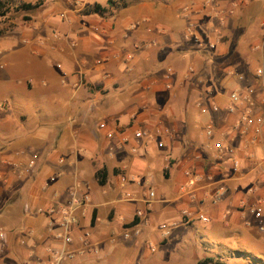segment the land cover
Wrapping results in <instances>:
<instances>
[{"label": "crops", "instance_id": "crops-1", "mask_svg": "<svg viewBox=\"0 0 264 264\" xmlns=\"http://www.w3.org/2000/svg\"><path fill=\"white\" fill-rule=\"evenodd\" d=\"M42 1L0 35V264H53L63 243L52 210L75 195L89 201L68 248L90 247L61 264L169 260V237L182 242L199 213L219 244L264 256V241L246 238L264 234L242 212L264 197V138L234 132L242 107L228 110L231 92L254 88V114L264 113V0ZM94 4L105 10L84 13ZM209 125L232 132L234 155L213 148ZM138 129L148 135L136 139ZM35 154V172L19 175ZM219 183L227 191L215 202ZM166 222L176 223L169 235Z\"/></svg>", "mask_w": 264, "mask_h": 264}, {"label": "built area", "instance_id": "built-area-1", "mask_svg": "<svg viewBox=\"0 0 264 264\" xmlns=\"http://www.w3.org/2000/svg\"><path fill=\"white\" fill-rule=\"evenodd\" d=\"M262 70H260V74H262ZM242 78V76H240ZM255 95V89L254 88H248L246 91H238L235 90L231 92L230 99L233 103V105L229 106L228 110L229 112H235L236 110H239V107H242V110L240 111V115L238 120L236 121L233 130L234 132L238 131L242 136H249L251 135L250 140L256 141V138H258L260 135L264 138V113L260 115L254 114V109L256 107V101L254 99ZM99 128L103 131H105V135L108 139L112 140L116 136V130L114 128L109 127V122L103 120L99 123ZM207 134L210 138H213L216 136V139L213 141V148L221 153H227L229 155H234L235 148L232 145H226L229 141L233 140L234 135L232 132L227 130H220L216 134V128L212 125H209L207 127ZM148 135V132L144 129H138L135 131V138L141 139ZM254 136V138L252 137ZM248 141V140H247ZM160 145H163L162 143ZM111 151H115L114 147H111ZM38 155L35 154L32 156L28 162L25 165L16 164V166L19 168V175H26V174H32L35 172L37 166H38ZM240 167V162L238 159L234 158L233 160V168L234 170H237ZM189 176L188 184L191 186H194L196 182L198 181V177L190 172L187 173ZM0 180L2 178L0 177ZM227 187L223 183H219L215 194L213 196V199L215 202H218L221 197L226 193ZM257 191V188L252 189V193ZM156 197L155 192L152 190L149 192V198L153 199ZM87 196L80 197L78 195H75L71 198L70 202L67 206H63L58 208V210H52L57 211L60 216L61 220L59 222L61 230L56 233L57 238L62 240V247L58 250L56 249L54 251V263L53 264H61L67 259L73 258L75 255L78 254V252L83 253L86 250V247H90V242L88 240H84L82 243V247L80 249H70L68 248V245L74 242L73 237L70 234V229L72 226H75L79 222V218L76 214L77 210L82 208L88 203ZM25 212L29 215L33 214H42L45 212V209L42 207L36 208L35 210H32L30 205L25 206ZM243 217L247 218V214H250L251 217L245 219L246 225L248 227H254L256 230L262 234H264V197L259 196L254 202L252 203H243L242 207ZM198 220L209 223L211 221V218L206 215L205 213H199L197 215ZM176 226L175 222H166L161 225V229L164 230L166 235H169L171 232V229ZM135 233L138 234L139 230H135ZM130 233L125 232V237H129ZM0 238H5V233L0 232ZM25 242V241H23ZM95 253L98 252V249L94 250ZM42 264V263H40Z\"/></svg>", "mask_w": 264, "mask_h": 264}, {"label": "rangeland", "instance_id": "rangeland-1", "mask_svg": "<svg viewBox=\"0 0 264 264\" xmlns=\"http://www.w3.org/2000/svg\"><path fill=\"white\" fill-rule=\"evenodd\" d=\"M37 14H39V12ZM0 22V31L4 30L8 32L17 30L20 24L25 21L22 20L21 15H13L11 18H7ZM1 45H3L1 46V50H7L5 47L9 46L4 40ZM101 116L100 113H94L92 115V120H99ZM186 228L188 232L184 235L182 242L177 241L178 238L176 235H171L169 237V244L166 248V251L170 253L169 260L152 261L150 264H197L199 260L213 256H219L226 264H264V256L257 253V250H254L255 254H252L250 252L251 249H243L242 251L234 250V248L224 247L222 244H219L220 241L216 238V235L222 237L223 233L217 232V234H215L210 229L207 230V228H211V225H206L201 221L195 220ZM246 238L249 239L248 243L251 247L256 246L254 240H258L261 243L264 241L257 233L254 234V237L246 236ZM225 239L226 241L232 240V236L228 237L225 235ZM261 243L260 245H262ZM259 251L264 254V248H259ZM255 256H257V258H255Z\"/></svg>", "mask_w": 264, "mask_h": 264}, {"label": "trees", "instance_id": "trees-1", "mask_svg": "<svg viewBox=\"0 0 264 264\" xmlns=\"http://www.w3.org/2000/svg\"><path fill=\"white\" fill-rule=\"evenodd\" d=\"M43 5V1H27V0H0V21L7 18H11L13 15H21L22 20L25 22H30L34 16L38 15ZM105 7L101 4H94L93 6H88L84 13L91 12H103ZM1 24V22H0ZM6 31L1 30L0 35ZM197 264H226L222 261L219 256L206 257L197 262Z\"/></svg>", "mask_w": 264, "mask_h": 264}]
</instances>
